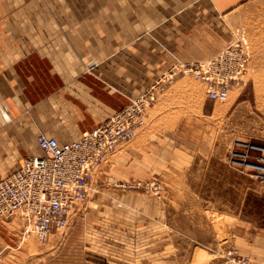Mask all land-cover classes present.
<instances>
[{
    "label": "crops",
    "instance_id": "obj_1",
    "mask_svg": "<svg viewBox=\"0 0 264 264\" xmlns=\"http://www.w3.org/2000/svg\"><path fill=\"white\" fill-rule=\"evenodd\" d=\"M246 2L0 0V179L39 152V134L71 142L106 122L166 61L215 58L224 19ZM92 60L98 65L90 71ZM163 102L133 140L119 144L116 160L127 182L162 171V200L118 191L88 200L63 241L59 233L50 237V257L39 262L43 249L36 246L33 262L222 264L235 247L264 264V231L236 225L213 207V195L202 194L199 180L183 177L197 170L198 153L171 141L180 137L170 130L176 120L166 130L159 124L166 123L163 107L187 104ZM135 153L138 169L128 164ZM21 235L19 221L0 218L2 264H33Z\"/></svg>",
    "mask_w": 264,
    "mask_h": 264
},
{
    "label": "rangeland",
    "instance_id": "obj_2",
    "mask_svg": "<svg viewBox=\"0 0 264 264\" xmlns=\"http://www.w3.org/2000/svg\"><path fill=\"white\" fill-rule=\"evenodd\" d=\"M224 20L221 31L226 38L219 51L232 42L237 30L245 33L251 47L252 57L245 84L231 88L226 102L211 101L207 94V83L194 78L190 73L174 75L171 68L179 59H173L170 63L166 61L161 75L146 89L153 87L156 93V100L148 113L155 108L160 109L158 106L164 104V97L180 99L187 104L185 110L173 106L168 108L169 105L163 107L166 123L159 124L160 129L166 130L172 125L170 121L176 120V125L173 124L170 130L180 137L171 141L198 153L197 170L183 174V177L199 180L202 194L213 195V207L221 214L229 213L236 225L264 231V0H248ZM179 61L190 63L187 60ZM97 65L92 60L88 63V69L92 71ZM119 152L117 150L110 154L96 170L89 202L99 195L115 191L125 194L138 192L161 201L165 191L160 180L162 171L154 172L144 180L127 182L124 176L128 170L124 162L116 161ZM139 159L135 153L132 162L128 160V164L138 169ZM120 165L122 171L117 169ZM177 177L180 176L177 174ZM139 182L142 187H134ZM153 183L159 186V195L152 191ZM67 232H58L60 242ZM20 240L29 248L32 262L36 246L43 249L39 262L45 261L52 253L48 242H40L34 233L22 234ZM0 254L2 264L4 254L2 251ZM33 264H36L35 261Z\"/></svg>",
    "mask_w": 264,
    "mask_h": 264
},
{
    "label": "built area",
    "instance_id": "obj_3",
    "mask_svg": "<svg viewBox=\"0 0 264 264\" xmlns=\"http://www.w3.org/2000/svg\"><path fill=\"white\" fill-rule=\"evenodd\" d=\"M247 43L243 34L236 33L232 42L208 62L183 63L174 58L178 61L172 73L192 74L208 84L211 101L226 102L232 87L245 84L252 57ZM155 100L153 87L129 98L121 111L78 140L61 142L39 134V154L27 157L0 179V218L19 221L22 234L34 233L44 244L54 233L65 234L89 199L96 170L120 143L134 139L137 130L145 126ZM134 187L140 188L142 183ZM151 188L159 195L156 183ZM222 264L260 263L230 248L222 255Z\"/></svg>",
    "mask_w": 264,
    "mask_h": 264
},
{
    "label": "bare ground",
    "instance_id": "obj_4",
    "mask_svg": "<svg viewBox=\"0 0 264 264\" xmlns=\"http://www.w3.org/2000/svg\"><path fill=\"white\" fill-rule=\"evenodd\" d=\"M239 31V32H238ZM236 33H238V34H243L244 35V37H245V39L247 40V38H246V36H245V33L243 32V31H241V30H237L236 32H234V35H236ZM248 41V40H247ZM248 44V43H247ZM224 50V49H223ZM222 50V51H223ZM221 51V52H222ZM220 52V53H221ZM252 53V52H251ZM210 61V60H209ZM206 62H208V61H206ZM205 63V62H204ZM248 71H249V68H248ZM202 81V80H201ZM204 82V81H203ZM233 88V87H232ZM208 89H209V87H208ZM231 90V89H230ZM207 94H208V90H207ZM229 95H230V91H229ZM229 99V98H228ZM221 103H223V102H221ZM142 128H144V127H142ZM142 128H140V129H138L137 130V132L139 131V130H141ZM137 132H136V135H137ZM135 138V137H134ZM133 140V139H132ZM131 141V140H130ZM129 142V141H128ZM117 151V150H116ZM241 253V252H240ZM242 254V253H241ZM243 255V254H242ZM245 256V255H244ZM249 257V256H248ZM251 258V257H250ZM252 259V258H251ZM253 260V259H252Z\"/></svg>",
    "mask_w": 264,
    "mask_h": 264
}]
</instances>
